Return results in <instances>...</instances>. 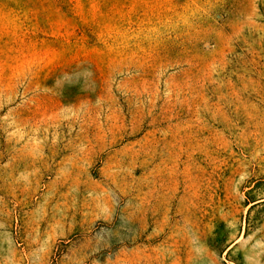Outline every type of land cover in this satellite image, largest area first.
Returning a JSON list of instances; mask_svg holds the SVG:
<instances>
[{"label": "rangeland", "instance_id": "1", "mask_svg": "<svg viewBox=\"0 0 264 264\" xmlns=\"http://www.w3.org/2000/svg\"><path fill=\"white\" fill-rule=\"evenodd\" d=\"M0 264H264V0H0Z\"/></svg>", "mask_w": 264, "mask_h": 264}]
</instances>
